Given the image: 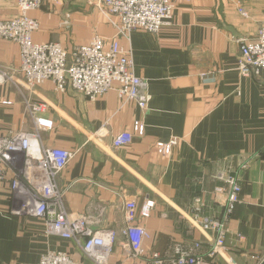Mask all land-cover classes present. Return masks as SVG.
I'll use <instances>...</instances> for the list:
<instances>
[{
    "label": "crops",
    "instance_id": "obj_1",
    "mask_svg": "<svg viewBox=\"0 0 264 264\" xmlns=\"http://www.w3.org/2000/svg\"><path fill=\"white\" fill-rule=\"evenodd\" d=\"M100 0H57L30 16L40 23L37 44L57 43L68 52L95 36L117 40L130 54L134 74L146 82V109L115 91L92 101L53 82L31 90L7 80L0 84V136L34 130L28 104H45L43 115L54 129L41 134L45 148L73 153L58 176L64 205L73 218H90L94 231L118 233L112 263L156 264L154 256H177L201 243L207 264H261L264 260V72L251 77L239 71L240 40H255L264 20V0H172L170 24L159 33L119 32V21L97 5ZM246 13L244 15L242 13ZM15 0H0V19H13ZM20 48L0 39V70L19 78ZM130 145L114 147L122 132L134 133ZM178 138L170 154L157 143ZM242 166H246L244 169ZM239 171L241 193L228 222L223 248L212 254L216 236L193 223L192 202L202 196L204 216L221 217L228 186L214 181L215 170ZM7 169L0 185V264H39L48 252H67L86 260L74 240L46 234L45 223L20 214ZM225 192L217 195V188ZM139 209L154 203L141 219L149 233L140 258L130 257L125 203ZM164 264H172L166 261Z\"/></svg>",
    "mask_w": 264,
    "mask_h": 264
},
{
    "label": "built area",
    "instance_id": "obj_2",
    "mask_svg": "<svg viewBox=\"0 0 264 264\" xmlns=\"http://www.w3.org/2000/svg\"><path fill=\"white\" fill-rule=\"evenodd\" d=\"M18 16L0 19V39L16 43L20 48L19 78L0 70V84L10 80L17 86L31 90L50 81L56 89L64 92L68 86L94 101L110 91L125 101L135 102L141 109L148 107L150 96L144 93L146 82L133 72L130 54L119 41H106L95 36L89 44L68 52L57 43L37 44L33 35L40 23L30 13L40 10L46 3L57 0H15ZM99 8L119 21L121 35L133 31L159 33L173 18L172 0H100ZM244 15V13L242 11ZM241 56L239 71L245 77L264 72V20L255 40H240ZM34 130L11 136H0V185L6 180L7 169L12 170L11 189L20 200L19 213L44 221L46 234L65 240H74L81 245L89 262L78 263L67 252H48L39 264H121L112 263L111 257L118 233L113 229L94 231L90 218L71 217L64 205L65 192L57 185L58 176L69 164L73 153L61 148H45L41 134L54 129V122L43 115L45 104L29 103ZM144 126L135 123L134 133L122 132L114 139V147L128 146L134 134L144 135ZM178 138L169 143H157L162 155L170 154ZM242 166L241 168H245ZM239 171L215 170L214 181L228 186L227 201L221 217L204 216L206 203L202 196L192 202L194 225L203 232L216 236L212 254L223 248L229 234L228 222L240 202L241 183ZM216 194L225 192L217 188ZM154 203L147 202L139 209L135 200L125 203L126 227L122 233L128 240L130 257L140 258L144 254L143 244L149 233L141 225V219L151 216ZM201 243H194L175 257L154 256L156 264L170 261L172 264H207L201 254Z\"/></svg>",
    "mask_w": 264,
    "mask_h": 264
},
{
    "label": "water",
    "instance_id": "obj_3",
    "mask_svg": "<svg viewBox=\"0 0 264 264\" xmlns=\"http://www.w3.org/2000/svg\"><path fill=\"white\" fill-rule=\"evenodd\" d=\"M261 264H264V260L262 261V263Z\"/></svg>",
    "mask_w": 264,
    "mask_h": 264
},
{
    "label": "rangeland",
    "instance_id": "obj_4",
    "mask_svg": "<svg viewBox=\"0 0 264 264\" xmlns=\"http://www.w3.org/2000/svg\"><path fill=\"white\" fill-rule=\"evenodd\" d=\"M101 10V9H100ZM99 36V35H98Z\"/></svg>",
    "mask_w": 264,
    "mask_h": 264
}]
</instances>
